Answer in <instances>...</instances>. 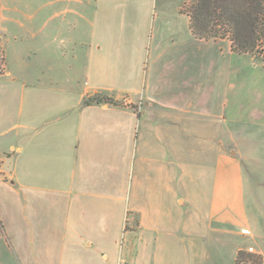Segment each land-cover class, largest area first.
<instances>
[{
  "label": "crops",
  "instance_id": "obj_1",
  "mask_svg": "<svg viewBox=\"0 0 264 264\" xmlns=\"http://www.w3.org/2000/svg\"><path fill=\"white\" fill-rule=\"evenodd\" d=\"M165 2L59 0L48 16L65 24L0 25V264L264 252V123L236 91L243 59ZM35 46L54 58L34 76ZM96 94L123 106L85 104Z\"/></svg>",
  "mask_w": 264,
  "mask_h": 264
},
{
  "label": "rangeland",
  "instance_id": "obj_2",
  "mask_svg": "<svg viewBox=\"0 0 264 264\" xmlns=\"http://www.w3.org/2000/svg\"><path fill=\"white\" fill-rule=\"evenodd\" d=\"M58 2L59 0H0V25L12 29H19L18 27L24 25L34 31H38L39 28L47 22L49 25L66 23L67 20L71 19L70 17H67L66 19L63 17L50 19L48 16V13H51L52 10L59 5ZM165 3L170 9L177 10L180 6L181 11H183L184 9H189L192 0H166ZM2 16L6 18L4 21L1 19ZM33 43H35L34 40ZM16 50L19 51L18 48L12 49V54H8V60L12 65H22L23 63H18V59L14 61V58L16 59L18 56ZM47 50L48 49L36 46L31 49H24L26 52L25 54L28 55L26 60H28V65L34 72V76L37 75L41 69L47 67L46 65L48 64V61L46 62V59L50 57L47 55ZM237 55L241 56L243 59L239 64L241 73L239 77V85H236V91H240L241 106L244 107L245 111L249 112L251 120H256L254 122L258 123H264V52ZM51 58L54 57H50V59ZM68 59L69 56L66 57L65 63H67ZM3 63V50L0 46V69H2ZM3 81L9 83L10 79L3 78ZM34 82H38L36 78L34 79ZM8 86L3 87L2 90H8ZM6 99L8 100V98ZM261 131L262 134H264V128L262 130L254 129V133L258 135ZM123 243L124 238L122 245Z\"/></svg>",
  "mask_w": 264,
  "mask_h": 264
},
{
  "label": "trees",
  "instance_id": "obj_3",
  "mask_svg": "<svg viewBox=\"0 0 264 264\" xmlns=\"http://www.w3.org/2000/svg\"><path fill=\"white\" fill-rule=\"evenodd\" d=\"M182 12L198 38L229 39L234 53L241 55L264 52V0H192ZM85 104L123 106L101 94L88 97ZM2 227L0 221V235Z\"/></svg>",
  "mask_w": 264,
  "mask_h": 264
},
{
  "label": "built area",
  "instance_id": "obj_4",
  "mask_svg": "<svg viewBox=\"0 0 264 264\" xmlns=\"http://www.w3.org/2000/svg\"><path fill=\"white\" fill-rule=\"evenodd\" d=\"M242 234L250 235L251 232L248 229H243ZM235 264H264V252L258 250L255 246H248L240 251Z\"/></svg>",
  "mask_w": 264,
  "mask_h": 264
}]
</instances>
